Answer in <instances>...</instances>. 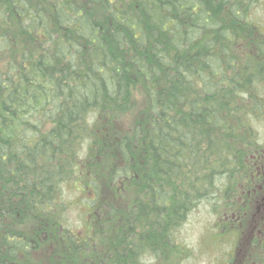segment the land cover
I'll list each match as a JSON object with an SVG mask.
<instances>
[{
	"label": "trees",
	"instance_id": "16d2710c",
	"mask_svg": "<svg viewBox=\"0 0 264 264\" xmlns=\"http://www.w3.org/2000/svg\"><path fill=\"white\" fill-rule=\"evenodd\" d=\"M263 2L0 0V264H183L210 201L240 239L264 195Z\"/></svg>",
	"mask_w": 264,
	"mask_h": 264
},
{
	"label": "rangeland",
	"instance_id": "374dc122",
	"mask_svg": "<svg viewBox=\"0 0 264 264\" xmlns=\"http://www.w3.org/2000/svg\"><path fill=\"white\" fill-rule=\"evenodd\" d=\"M258 15L264 21V2L258 8ZM261 129L264 139V120L256 122ZM259 200L257 196L256 201ZM264 200V195L263 199ZM260 206L257 202L252 204L250 213L246 214L243 226H239V235L233 229L230 234L224 235L220 230L217 212L210 202H204L190 214L187 223L181 229L179 236L190 248L191 255L183 264H227L232 259L233 264H248L251 257V248L255 236L262 237L264 224L262 223V213L264 212V202ZM75 215L73 216V220ZM217 234V235H216ZM253 264H256L253 262Z\"/></svg>",
	"mask_w": 264,
	"mask_h": 264
}]
</instances>
